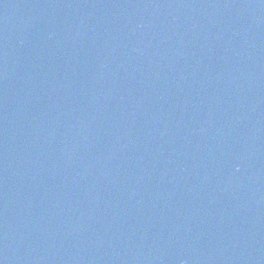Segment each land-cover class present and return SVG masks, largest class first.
I'll return each instance as SVG.
<instances>
[{"label":"water","instance_id":"95a60500","mask_svg":"<svg viewBox=\"0 0 264 264\" xmlns=\"http://www.w3.org/2000/svg\"><path fill=\"white\" fill-rule=\"evenodd\" d=\"M0 264H264V0H0Z\"/></svg>","mask_w":264,"mask_h":264}]
</instances>
